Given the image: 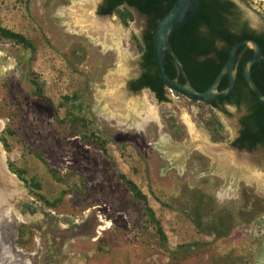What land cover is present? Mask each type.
I'll list each match as a JSON object with an SVG mask.
<instances>
[{
	"label": "rangeland",
	"instance_id": "1",
	"mask_svg": "<svg viewBox=\"0 0 264 264\" xmlns=\"http://www.w3.org/2000/svg\"><path fill=\"white\" fill-rule=\"evenodd\" d=\"M232 1L264 31V0ZM101 4L0 0V25L35 47L0 37V156L17 189L0 199V264H264V146L233 147L246 106L133 92L148 18Z\"/></svg>",
	"mask_w": 264,
	"mask_h": 264
},
{
	"label": "trees",
	"instance_id": "2",
	"mask_svg": "<svg viewBox=\"0 0 264 264\" xmlns=\"http://www.w3.org/2000/svg\"><path fill=\"white\" fill-rule=\"evenodd\" d=\"M176 0H104L99 8V15H113L120 8H135L139 13L148 18L147 27L143 35L142 68L139 78L132 81V91L148 89L159 102H169L167 87L162 83L159 76L154 50L153 35L158 22L166 15ZM235 3L231 0H202L197 13L189 19L170 37L171 44L180 57L184 69L187 72L193 87L198 92H203L211 86L222 67L225 65L231 47L240 39L246 37L255 38L263 48L264 34L255 32H243L237 36L228 26L229 13L235 9ZM0 37L21 44L25 48L35 50L34 45L23 35L4 29L0 25ZM241 47L236 57L242 52ZM253 56V51L248 50L237 65V82L233 93L227 97L207 104L214 109L226 112L227 104L237 108L246 106L247 115L242 119L240 137L233 143L238 149L256 150L259 145L264 146V105L256 98L255 94L248 89L242 74L244 62ZM258 69V70H257ZM165 70L172 78H177L175 64L167 55ZM252 76L257 85L264 93V60L252 68ZM184 82L183 78H179ZM228 77H225L219 87L220 91L227 89ZM245 89H247L245 91ZM125 182L137 200L142 202L147 215L159 227V233L165 237L161 224L156 219L153 209L149 206L148 198L138 186L126 179L124 174L119 175Z\"/></svg>",
	"mask_w": 264,
	"mask_h": 264
},
{
	"label": "water",
	"instance_id": "3",
	"mask_svg": "<svg viewBox=\"0 0 264 264\" xmlns=\"http://www.w3.org/2000/svg\"><path fill=\"white\" fill-rule=\"evenodd\" d=\"M201 3L202 0H176L173 6L156 26V30L153 35V50L162 83L167 87V89L178 93L192 102L211 104L218 99L227 98L233 93L237 82L236 67L239 57L236 59V53L241 47L245 46V48L251 49L254 52V55L243 64V78L247 87L255 94L257 100L264 105V93L253 79L251 73L252 68L264 60L263 49L260 43L254 38L240 40L231 47L225 65L222 67L220 73L209 88L203 92H198L193 87L180 57L171 44L170 37L174 31L178 30L197 13ZM135 10L138 11L137 9ZM167 55L175 64L178 74L177 78L170 77L165 70V60ZM180 77L183 78V83L180 82ZM225 77H228L229 79L228 87L227 89L220 91V84ZM235 149L236 152H239L240 155L245 157H248L250 152H254V150L250 151L248 149ZM2 169L4 176L0 175V199L1 201L7 203L10 199L17 195V189L10 183V180L8 179V172L3 163Z\"/></svg>",
	"mask_w": 264,
	"mask_h": 264
},
{
	"label": "flooded vegetation",
	"instance_id": "4",
	"mask_svg": "<svg viewBox=\"0 0 264 264\" xmlns=\"http://www.w3.org/2000/svg\"><path fill=\"white\" fill-rule=\"evenodd\" d=\"M104 0H102L103 2ZM232 1V0H231ZM234 2V1H233ZM235 3V2H234ZM235 9L231 10L228 17H229V28L237 35H241L243 32H255L256 34H264V31H259L257 29H255L254 27H252V25L250 24V22L244 18L243 14L241 13L238 5L235 3ZM102 16H106V15H102ZM246 38H253V37H246ZM246 38H243V39H246ZM243 39H240V40H243ZM255 39V38H254ZM239 40V41H240ZM256 40V39H255ZM238 42V41H237ZM235 44V43H234ZM263 49V48H262ZM248 50H251V49H248V48H245V46H243V50L242 52L236 57V59L239 57V61L237 62V65H239L243 55L248 51ZM253 55H254V52H253ZM253 57V56H252ZM250 57V58H252ZM250 58H248L247 60H249ZM246 60V61H247ZM263 61V60H262ZM260 63V62H259ZM237 69V67H236ZM258 70V69H257ZM252 73V72H251ZM139 77H137L135 80H137ZM134 80V81H135ZM131 84V83H130ZM249 89V88H248ZM142 90H148V89H142ZM141 90V91H142ZM247 89H245L246 91ZM250 90V89H249ZM134 92V91H133ZM135 92H139V91H135ZM227 105H230V104H227ZM230 106H233V105H230ZM235 107V106H233ZM246 116V115H245ZM241 130H242V124H241V129L239 131V134L237 136V138L234 140V142L237 141V139L240 137V134H241ZM233 142V143H234ZM262 145H259L258 147H260ZM257 147V148H258ZM256 148V149H257Z\"/></svg>",
	"mask_w": 264,
	"mask_h": 264
},
{
	"label": "bare ground",
	"instance_id": "5",
	"mask_svg": "<svg viewBox=\"0 0 264 264\" xmlns=\"http://www.w3.org/2000/svg\"><path fill=\"white\" fill-rule=\"evenodd\" d=\"M237 167V166H236ZM3 169H2V162H1V158H0V175L1 176H4V174H3Z\"/></svg>",
	"mask_w": 264,
	"mask_h": 264
}]
</instances>
